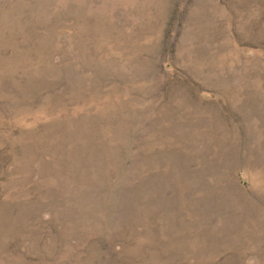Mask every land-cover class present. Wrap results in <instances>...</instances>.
Masks as SVG:
<instances>
[{"label":"rangeland","instance_id":"obj_1","mask_svg":"<svg viewBox=\"0 0 264 264\" xmlns=\"http://www.w3.org/2000/svg\"><path fill=\"white\" fill-rule=\"evenodd\" d=\"M0 264H264V0H0Z\"/></svg>","mask_w":264,"mask_h":264}]
</instances>
